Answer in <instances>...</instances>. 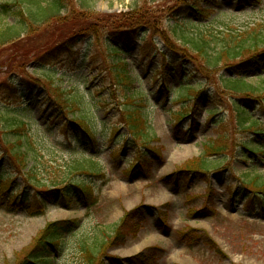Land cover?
<instances>
[{
  "label": "rangeland",
  "instance_id": "1",
  "mask_svg": "<svg viewBox=\"0 0 264 264\" xmlns=\"http://www.w3.org/2000/svg\"><path fill=\"white\" fill-rule=\"evenodd\" d=\"M66 2L60 18L23 36L16 46L0 49V151L4 137L26 136L23 149L39 158L38 178L49 182L62 181L73 152L94 150L104 175L90 179L96 204L89 207L76 191L70 201L60 188L38 196L27 191L10 158L0 154V264L14 262L55 222H74L75 231L65 247L50 255L51 264H87L80 240L113 233L124 219L120 239L100 257L102 264H264V187L243 182L248 175L264 179V139L242 131L229 112L237 97L222 91L219 78L233 72H201L194 61L201 54L172 33L178 25L193 37H253L263 49L264 0ZM5 3L13 11L1 25H13L20 6L16 0H0ZM192 5L204 10L203 16ZM258 60L243 76L261 89V99L264 59ZM188 86L195 89L188 94L197 100L193 104L181 100ZM50 89L85 94L93 103L95 147L77 125L57 116ZM249 105L257 129L264 132V102L257 96ZM124 107L144 114L150 149L133 145L129 136V143L117 145L128 139L121 125ZM5 111L16 113L27 127L12 129ZM219 141L227 148L225 155L212 158L225 162L219 172H185L209 143ZM247 143L262 153L249 154L243 148ZM137 157L142 160L133 166ZM33 165L28 162V168ZM39 204L45 206L43 214L34 215Z\"/></svg>",
  "mask_w": 264,
  "mask_h": 264
},
{
  "label": "trees",
  "instance_id": "2",
  "mask_svg": "<svg viewBox=\"0 0 264 264\" xmlns=\"http://www.w3.org/2000/svg\"><path fill=\"white\" fill-rule=\"evenodd\" d=\"M16 1L20 9L13 12L17 21L13 25L9 23L1 25V23L6 22L11 17L13 9L8 3L0 5V49L6 46H16L22 41L23 36L27 38L31 37L37 28L48 26L60 18L61 13L67 7L66 0H50L47 4L43 0ZM251 1L260 4V0ZM192 9L202 16L205 13L204 10L198 8L196 5H192ZM172 33L182 44L191 46V50L193 49L196 53L201 54L198 56V59H194L201 72L213 73L218 69L233 72V76L230 78H219L222 91L237 97L235 103H232V109L229 112H231L234 121H236L237 126L242 131H253L252 133L255 137L263 140L264 132L257 129V120L249 104L257 96L262 103L264 102V98L260 99L261 89L249 83L243 76V73L250 64L258 62V59H261V61L264 59V47L262 49L253 37L250 40H254H248V42L247 39H240L238 36H233L232 34L230 36L219 37L218 39L214 34L210 36L200 34L193 37L192 34H188L178 25L174 26ZM140 41H144V38H141ZM167 41L169 40L167 39ZM172 42L175 43L174 41ZM113 49L117 52V55L121 53L119 48ZM126 81L127 78L123 77V85H127L128 82ZM189 93H195V89L192 86L185 88L183 94H181V100L184 103L189 102L193 104L197 100H194V95L188 96ZM48 96L53 100L57 116L64 117L66 122L77 125L79 130L86 136L88 144L95 147L96 139L93 129V119L95 118L91 111L93 103H90L87 96L85 94L79 95L78 93L67 94L61 90L55 91L52 89L48 92ZM127 98L129 97H125V102ZM77 111L79 114H76ZM215 112H217V108L210 111V114L213 115ZM5 113H7L5 117L7 120H10L9 123L12 129L20 130L27 127L24 119L20 118L16 113L8 111H5ZM187 113L188 111H185L179 115L180 122L185 119ZM70 114L72 115V119L69 120L68 116ZM1 115H3L2 111H0V118H3ZM121 120V125L127 129V134H124L123 137L128 139L125 143L119 140L117 145L122 143L123 147L129 143L130 137L133 145L142 146L141 149H150V142L146 140L145 135L147 120L144 114L138 108L124 107L122 109ZM120 129L121 126L117 125L112 131L117 133ZM16 131L12 130L10 132L12 136L16 135ZM27 140L26 136L20 134L16 135L13 141L4 137L5 145L4 147L2 146V150L0 151L1 155H6L10 158L18 175L22 177L26 186L24 189L35 191L38 196L47 195L52 191L51 189L57 191L60 188L62 198L65 201H70L68 200L69 197L76 191L82 201L88 204L89 207L95 206L96 202L93 191L90 188L92 185L90 179L102 177L104 175V168L94 150L92 152L87 150L73 152L70 159L64 163L62 181L50 179L49 182H46V179H39L37 175L39 158L37 156L34 158V155L29 150L23 149ZM243 148L253 156L257 153H262L261 148L253 143H247L243 145ZM226 151V146L220 143V141L209 143L205 147L204 155L188 163L184 170L186 173L190 172L199 175H204L210 171L219 172L225 162H217L216 160H212V158L225 155ZM141 160V158H135L133 166H137ZM29 161L34 162L31 168H28ZM243 182L256 189L264 187V179L260 175H248L243 179ZM17 189H19V186H17ZM44 207L43 204H39V210L34 212V215L43 214L42 210L45 209ZM73 223L55 222L48 224L39 233L33 246L16 256L14 262H10L9 264H51V261L54 259L50 255L65 247L72 233L74 234L75 228L71 226ZM125 223V219L121 220L114 228L113 233L102 232L100 235H95L92 239L83 237L80 240L81 242H79L78 246L81 248L83 258L88 260L87 264H102L100 257L105 254L107 248H110L115 241L120 239V230L124 227ZM48 248H53L54 252L48 250ZM46 253L49 255L44 256Z\"/></svg>",
  "mask_w": 264,
  "mask_h": 264
}]
</instances>
